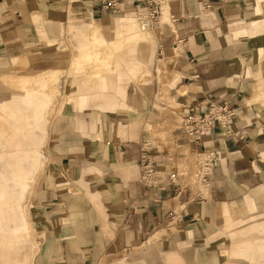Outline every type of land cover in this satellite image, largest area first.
I'll return each mask as SVG.
<instances>
[{"label": "crops", "instance_id": "0c3cea01", "mask_svg": "<svg viewBox=\"0 0 264 264\" xmlns=\"http://www.w3.org/2000/svg\"><path fill=\"white\" fill-rule=\"evenodd\" d=\"M105 1L0 0V73L11 70L14 58L24 55L29 69L51 63L58 69L64 55L56 45L67 27L70 30L72 14V22L84 20L80 26L88 25L91 17L103 29L115 26L112 18L102 23L94 16L108 12L102 7ZM116 1L117 10H126L136 0ZM247 1L171 0L162 14L165 17L167 11L173 16L172 27L158 22L140 27L144 36L124 43L123 60L117 71L106 76V90L93 87L88 75L72 74L67 111L125 113L130 99L127 84L153 63L155 86L131 113L54 122L43 150L39 145L45 118L32 128L0 121V182L18 187L19 193L17 181L25 182V197L28 179L43 156L42 172L28 204L31 225L19 193H12L14 198L7 200L6 207L8 215L33 228L37 247L31 239L30 264L34 253L33 264H152L153 260L144 263L146 258L125 259L132 252L137 256L141 250L155 251L158 243L168 245L169 251L195 250L196 258L199 250L230 249L228 225L237 217L233 211L259 187L264 201V100L253 101V94L264 84V58L254 61L255 50L249 45L264 50V31L250 32ZM242 27L248 35L236 36ZM238 37L247 38L249 44ZM164 85L180 117L187 113V103L226 101L236 113L232 133L215 126L196 146L189 143L181 124L170 132L163 130L162 111L170 107V99L160 93ZM3 86L9 96L0 95V107L8 105L13 95L12 88ZM81 93H89L82 109ZM145 139L155 146V168L163 176L151 186L140 180L138 157ZM183 147L194 156L198 151L213 154L208 183L200 185L203 201L190 200L187 191L177 194L164 178L175 168L170 164L172 156L176 159ZM29 151L34 158H27ZM229 228L230 234L236 233ZM236 247L230 251L232 257ZM249 256L251 261L258 259ZM153 264H177V256L170 252ZM256 264H264V258Z\"/></svg>", "mask_w": 264, "mask_h": 264}, {"label": "rangeland", "instance_id": "374dc122", "mask_svg": "<svg viewBox=\"0 0 264 264\" xmlns=\"http://www.w3.org/2000/svg\"><path fill=\"white\" fill-rule=\"evenodd\" d=\"M170 1L171 0L165 1L162 4V9L167 10L168 4ZM134 2H135V5L132 4L133 6L131 8L126 9V10L112 9V11L108 10V12L102 16H100V15H94V16L96 18H99L102 23L104 21L109 22V20L112 16H116V17H114V19H117V16H120V15L133 16L135 18V20L137 21V29L141 30L140 27H142V26L140 25L139 18L137 16L141 7L139 6L138 0H136ZM263 4H264L263 0H258V7L260 8V15L264 20ZM73 16H74L73 14L70 16V20L68 22V25L71 24L70 30H69V27H67L66 32L63 33L62 38H60V41H58L59 43L56 45L57 46L56 50L60 51V54L62 56L64 55V58L62 57V64L60 65V66H64V71L61 74H58L55 71L52 72L53 78L55 79L53 81L58 86L59 93L58 94L52 93L53 95L50 96V103H49V106L47 109V113L45 114L44 135H43L42 142L39 145L40 150H43L44 146H46L48 136H49V132L52 129L54 122L67 120V118H70V119L80 118L83 120V118H85V117H92V116H98L99 119H102L106 115L117 116V115H123V114L131 113L134 109H137L136 107L140 103L142 104L144 101H146V98H148L149 90H152V88H154V86H155V81H156L155 73H154L155 66L153 65V63H151L150 66L148 67V69H147V67H145V68L143 67L141 69V71L138 73V75L135 76L134 81L133 82L131 81L127 84V90L129 92V96H130V99L128 100L129 104L127 106V112L116 113V114L105 112V113L99 114V112L96 109H92V110L87 109V110H84L82 112H75V111L69 112V111H67L65 100L67 99V95L70 93L69 88H68V84L72 79V74H75L74 73L75 68H73V66H74L73 64H74V60L76 59V51L79 48L78 41L86 39L85 33L81 32V31H79L77 33L73 32L72 28L77 24H78V28L80 30L81 29L82 30L87 29L89 26V25H86V26L81 25L80 26V24H84V20H79V18H78V21L72 22L73 18H74ZM245 18L249 21V25L252 26L251 20L249 19V17L245 16ZM171 21L172 20L169 17V13H167V11H166L165 17H164V14H162L160 16V20L158 23L163 24L162 26L166 25L167 27H169L172 25ZM240 29L243 30L246 28L242 27L236 31L238 32ZM142 31H144V30H142ZM258 31H264V27L262 28L261 26H259ZM109 33H110V30L105 29V34L109 35ZM152 34L154 35V33H152ZM235 34H236V32H235ZM239 39L240 40H247V42L249 44V41L247 38H239ZM249 45L253 46L254 50H256V48L258 47L257 44H249ZM140 47L144 48L145 46L143 45ZM123 49L125 50L124 43H123ZM74 55H75V59H74ZM261 55L264 58V51L257 53V55L254 57L256 59H258ZM50 62H52V60H50ZM44 68L45 69H47V68L48 69H54V70L59 69V68L55 69L56 67L55 66L53 67L52 63H51V65H47ZM36 71H37V69L34 66V70L28 68L27 70H24L23 72L24 73H34ZM162 71H163L162 69L159 71L160 72V74L158 75V81L159 82H160V77H161ZM5 73L14 74L17 72L15 71V68L12 67L11 70H8V72H5ZM0 74H2V73H0ZM80 74H85V71H83ZM0 84H1L0 85V95L2 97H8L9 91H8V89H6L3 86V85H5V86H7V85L2 83L1 81H0ZM160 89H161V92H160L161 96L162 97L166 96L168 99H170V101H169L170 107L165 108L162 111L163 118L161 120L162 129L170 132L174 128L179 127V125L181 124V119L184 115L182 117H180V115L176 112L177 105L173 102V99L168 95V91H166L165 85L163 87H161ZM261 89H264V84L260 85L256 92H258ZM24 94H25L24 91L13 89L12 97L24 95ZM63 98H66V99H63ZM253 101L257 102L254 100V94H253ZM21 104L22 103H20L18 101H15V102L11 101L8 105L16 107L18 109L26 110L25 106H21ZM191 104H193V103H187L184 105L186 107L187 111L189 110V107ZM0 109H1V107H0ZM59 110H60V112H59ZM77 114L80 116L76 117ZM125 116H127V115H125ZM9 120H11L9 117L4 116L3 114L0 113V121H2V122L7 121L8 122ZM14 123H16V121H14ZM6 125L9 126V124L5 123L4 126H6ZM158 126H159V124H158ZM9 130L10 129H7V131H9ZM178 153L180 155H177L176 159L174 158V156H172L173 158H172V161H170L171 162L170 164H173V166H179V167L183 168V170H185V177L187 179H189L190 182H192V179L194 178L193 173L195 171V166H196V156L192 155V153H190V151H188L184 147L179 149ZM42 158H43V156H41L40 163H39L40 165L34 169L32 175L28 179V190H27V193H26V195L23 199V202H22V209H23L25 216L27 217L26 219H27L29 224H30V218H29V207H28L29 205L28 204H29V200H30L31 196L33 195L34 191L36 190L38 180H39V177H40L41 172H42L43 162H44ZM174 159H175V161H174ZM12 188H13V190H11ZM8 189L12 193H19L18 187L14 188V187L9 186ZM1 196H2V192L0 191V198H1ZM262 202L263 203L260 202V205H264V201H262ZM7 205H10V204H8V202L5 203L4 200H1L0 207L4 208V210H5ZM252 207L253 206H250L248 209L245 207L244 209H239L237 211H235V210L233 211L234 215H236L237 217L235 218V220H233L228 225V236L230 239V249L227 247L226 249H223L224 250L223 252H220L221 249L219 251L213 250L212 253H214L216 258L215 257L213 259L211 258L212 257L211 256L212 250H206L205 249V251L210 252V255L208 254L209 257H207L206 259H203V256L201 255V252H199V251L197 254L198 258H196L195 255L193 254V252L195 250H186L185 248H183L179 251H174V250L169 251L168 245L159 246V243H158L157 244V250L150 251V252L141 250L138 252L137 256H131V255H134L132 252L130 254V256H128L127 259H125V260L127 262L128 259L139 257L141 259L142 258L147 259L146 261H144V263H146L149 260H153L152 261V264H153V263H159V261L161 259H163L164 257H166L168 255V253L173 252L177 256V264H239V263H241L242 260L244 261L243 264H256L257 261L254 259L251 261V259L249 258L250 257L249 254L252 253L251 251L256 252L257 250L264 249V210H260V208L256 209L255 207H253V208ZM229 227H232L235 230L234 232H236V233L230 234V232H232V229H230ZM27 230H28L27 231L28 233H26V235L23 233L12 234L10 232L9 233L5 232V235H0L1 240H7V241L14 240V242L11 243L12 246H8L9 249L7 252V259L9 260V262L3 263V261L0 260V264H30L31 256L33 253V246L31 243V239L34 240L35 244H36V239H35V235L33 232V228L31 230L29 228H27ZM256 241H258L257 244H256ZM0 245H1L0 247H4L2 244H0ZM233 245L237 246L236 247L237 250H235L234 256L232 257L229 254H230V251L232 250ZM36 247H37V244H36ZM226 250L228 251L227 253H226ZM245 250L248 251V255H246V256H248L247 258L244 255ZM35 252H36V250H35ZM34 255H35V253H34ZM34 255H33V259H32V264H33V260H34ZM252 256L254 258L257 257V255H255L254 253H252ZM234 260H236L238 263L234 262ZM136 263H138V261ZM125 264H127V263H125Z\"/></svg>", "mask_w": 264, "mask_h": 264}, {"label": "bare ground", "instance_id": "6f19581e", "mask_svg": "<svg viewBox=\"0 0 264 264\" xmlns=\"http://www.w3.org/2000/svg\"><path fill=\"white\" fill-rule=\"evenodd\" d=\"M137 16L139 18V15ZM245 16L249 17V19L251 20V33H256L259 26H264V20L260 15V8L258 7V0L247 1ZM114 17L116 16L111 17L112 23L115 21L116 24L109 29V35L105 34V29H103L99 23L95 22L92 17L91 19H89V26L87 29L80 30L77 25L72 28L73 32L77 33L81 31L85 33L86 36V39L78 41L79 48L76 51V59L74 55L75 60L73 68H75V76L85 71V75L89 76V83L92 84L93 87L100 90L107 89L106 76L117 71L118 64L123 60V43H125L126 41L136 40L139 37L144 36L145 34L142 29H137V21L133 16L120 15L117 16V20H115ZM139 22L142 27H147L143 24L140 18ZM248 33L249 31L247 29H243L236 32L235 35H248ZM49 42L52 43L54 42V40H50ZM263 51L264 50L261 47L257 48L255 50V56L257 55V53ZM252 58L254 61H256L255 57ZM47 61L50 62V60ZM29 65L30 62L25 55L15 57L14 68L17 73H5L0 75V81L2 83L15 90L24 91V95L12 97V101H21L22 103H24L26 110L22 111L16 107L4 105L1 107L0 113L4 116L9 117L13 121L32 128L36 127L44 120L50 103V96L53 95L52 93H59L58 86L53 81L55 79L53 78L52 72L55 71L58 74H61L64 71V66H60L58 70L41 68L34 73H24L23 71L27 70L30 67ZM88 94L89 93H81L78 95V102L81 109L84 108L85 103L89 99L87 97ZM70 100L71 97L67 95V99L65 100L66 103H69ZM254 100L257 102L264 100V89H261L258 92L254 93ZM27 154L28 159L34 158V156L30 155V151ZM15 158L17 159L18 165H20L21 157L18 155ZM17 184L20 188V196L24 197L27 189L25 182L18 180ZM8 188L9 185L6 182H0V191L2 192V196L0 199L4 200L5 203H7V200L10 201L14 198V196H12V192ZM260 190L261 188L259 187L252 191L251 196H245L242 203L238 206V209H244L245 207L248 209L250 206H253L256 209L260 208V210H264V205H260V202L262 200V193ZM17 207L18 205H16V209L19 210V208ZM12 224L16 226L11 228L10 225ZM25 228L26 227L21 224L20 218L18 219L14 214H12V216L8 215L7 210H4V208L0 207V235H5V232H10L12 234H21L25 230L26 233H28L27 228ZM12 242H14V240L7 241L0 239V244L4 246L0 247V260H2L3 263L9 262V260L7 259V252L9 249L8 246H12ZM223 251L224 250L221 249L220 252ZM199 252H201L203 259H206L210 255V252H207L205 250H199ZM251 252L257 255V261L264 258V249L257 250L256 252ZM247 254L248 251L245 250L244 255L246 256ZM211 256L210 257L212 259L214 257L216 258V256L213 254H211Z\"/></svg>", "mask_w": 264, "mask_h": 264}, {"label": "built area", "instance_id": "2783aa9c", "mask_svg": "<svg viewBox=\"0 0 264 264\" xmlns=\"http://www.w3.org/2000/svg\"><path fill=\"white\" fill-rule=\"evenodd\" d=\"M165 1L168 0H138L142 9H140L138 15L145 26L148 27L151 22H159L162 14V4ZM117 2L116 0H107L102 7L108 10L111 8L118 9L119 4ZM169 17L173 20L172 15ZM235 114L234 108L226 101H199L190 105L189 110L181 119V127L189 143L199 146L201 138L210 135L215 126H220L227 135L231 134ZM153 148L155 146L151 140H143L138 157L140 180L149 186L155 184L157 178H163L162 174L156 171ZM212 162L213 154L211 152L198 151L192 182L185 177V170L179 166H174L172 173L167 174L164 178H167L174 185L177 194L187 191L190 200L203 201L206 197L202 193L200 185L208 183V168L212 166Z\"/></svg>", "mask_w": 264, "mask_h": 264}]
</instances>
